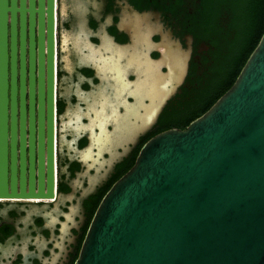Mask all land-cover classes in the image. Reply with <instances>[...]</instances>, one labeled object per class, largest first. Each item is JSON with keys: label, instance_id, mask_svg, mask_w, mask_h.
Returning <instances> with one entry per match:
<instances>
[{"label": "water", "instance_id": "obj_1", "mask_svg": "<svg viewBox=\"0 0 264 264\" xmlns=\"http://www.w3.org/2000/svg\"><path fill=\"white\" fill-rule=\"evenodd\" d=\"M53 13L54 0H0V201L54 197ZM75 209L46 212L59 249ZM71 264H264V29L203 112L142 142Z\"/></svg>", "mask_w": 264, "mask_h": 264}, {"label": "flooded vegetation", "instance_id": "obj_2", "mask_svg": "<svg viewBox=\"0 0 264 264\" xmlns=\"http://www.w3.org/2000/svg\"><path fill=\"white\" fill-rule=\"evenodd\" d=\"M230 3H217L213 21L211 0H54V197L0 201V233L12 226L0 239V264L66 262L90 196L147 138L183 128L189 104L200 103L220 42L230 34ZM173 50L177 62L185 60L176 83ZM55 204L60 211L76 206L60 249L50 240L56 221L47 225L42 213ZM29 205L41 211L19 225ZM10 210L15 215L5 220ZM49 249L57 251L52 263Z\"/></svg>", "mask_w": 264, "mask_h": 264}, {"label": "trees", "instance_id": "obj_3", "mask_svg": "<svg viewBox=\"0 0 264 264\" xmlns=\"http://www.w3.org/2000/svg\"><path fill=\"white\" fill-rule=\"evenodd\" d=\"M219 1L211 0L208 9V18L213 21L216 14L214 9ZM230 4V34L220 42L211 71L206 77L202 90L199 93L200 103L197 106L195 104H189L188 106L187 123L203 112L232 83L245 58L254 47L264 29V0H231ZM135 153L125 158L110 179L91 195L90 199L83 205L84 218L81 226L76 230L75 242L64 264L72 263L86 225L100 196L110 183L131 165ZM14 215L15 211L10 210L8 211V216L4 217V219L6 220L9 216ZM35 221L39 223L41 221L40 217H37ZM11 230L12 226L4 225L0 233V239Z\"/></svg>", "mask_w": 264, "mask_h": 264}, {"label": "rangeland", "instance_id": "obj_4", "mask_svg": "<svg viewBox=\"0 0 264 264\" xmlns=\"http://www.w3.org/2000/svg\"><path fill=\"white\" fill-rule=\"evenodd\" d=\"M122 85L123 84H121V83H117V89L118 88H121L122 87ZM1 201H5V200H1ZM18 201H25V200H18ZM23 206V205H22ZM43 206H45V205H43ZM46 207V206H45ZM41 206H39V205H29V207H26L25 208V210H30V213H32L33 211H41ZM51 209V208H50ZM1 210H3L2 208H1ZM47 210V209H46ZM46 210H42L43 212V214L45 213V212H47ZM21 214V213H20ZM23 215H25L24 213L22 214V215H19L18 216V219H20L21 217H23ZM31 215V214H30ZM20 234H21V236L20 237H18L17 238V240H19V241H23L24 239H23V237H25V232L24 231H21L20 232ZM26 238H27V236H26ZM52 238L50 237V240H51ZM26 242V241H25ZM23 243V242H22ZM22 246H24V248L22 249L23 251H25L26 249H25V243L22 245ZM10 247L11 246H9V247H7L6 249H5V251H4V254H8V253H10V251H9V249H10ZM9 248V249H8ZM7 252V253H6Z\"/></svg>", "mask_w": 264, "mask_h": 264}, {"label": "bare ground", "instance_id": "obj_5", "mask_svg": "<svg viewBox=\"0 0 264 264\" xmlns=\"http://www.w3.org/2000/svg\"><path fill=\"white\" fill-rule=\"evenodd\" d=\"M0 199H5V198H0ZM10 199H21V198H10ZM29 200H39L38 198H28ZM51 198H47V199H44V200H50Z\"/></svg>", "mask_w": 264, "mask_h": 264}]
</instances>
